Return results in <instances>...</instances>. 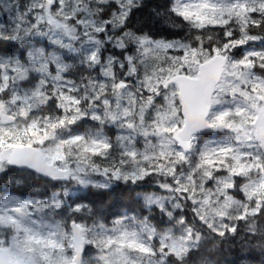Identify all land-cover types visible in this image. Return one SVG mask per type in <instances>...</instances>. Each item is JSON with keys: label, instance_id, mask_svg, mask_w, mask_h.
Listing matches in <instances>:
<instances>
[{"label": "snow or ice", "instance_id": "1", "mask_svg": "<svg viewBox=\"0 0 264 264\" xmlns=\"http://www.w3.org/2000/svg\"><path fill=\"white\" fill-rule=\"evenodd\" d=\"M0 264H264V0H0Z\"/></svg>", "mask_w": 264, "mask_h": 264}]
</instances>
